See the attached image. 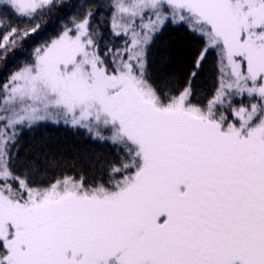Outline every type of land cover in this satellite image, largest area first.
<instances>
[{
	"label": "snow or ice",
	"instance_id": "obj_1",
	"mask_svg": "<svg viewBox=\"0 0 264 264\" xmlns=\"http://www.w3.org/2000/svg\"><path fill=\"white\" fill-rule=\"evenodd\" d=\"M62 7L0 0V60ZM76 7L0 80V264H264V0ZM47 124L116 155L23 154Z\"/></svg>",
	"mask_w": 264,
	"mask_h": 264
},
{
	"label": "trees",
	"instance_id": "obj_2",
	"mask_svg": "<svg viewBox=\"0 0 264 264\" xmlns=\"http://www.w3.org/2000/svg\"><path fill=\"white\" fill-rule=\"evenodd\" d=\"M84 2L85 0H62V4L67 7L54 10L45 18V21H42L41 29L27 37L20 47L9 54L7 61L0 60V80L6 79L9 73L28 62L33 49L53 37L63 24L70 20L71 15L69 14L74 15L79 11L78 7L73 10V6ZM94 2L103 4L106 0H94ZM106 15L107 9H101L98 19H102ZM186 40L187 37L182 31H166L161 37L162 43L158 44L153 53L154 58L159 60L165 55V46L176 47ZM19 135L23 154H28L34 148L47 146L53 153L64 158L66 163L77 164L78 167H102L106 161L113 159L116 155L114 146L109 142L93 140L86 133L76 132L62 124H47L33 129L23 128Z\"/></svg>",
	"mask_w": 264,
	"mask_h": 264
},
{
	"label": "rangeland",
	"instance_id": "obj_3",
	"mask_svg": "<svg viewBox=\"0 0 264 264\" xmlns=\"http://www.w3.org/2000/svg\"><path fill=\"white\" fill-rule=\"evenodd\" d=\"M105 143V142H104Z\"/></svg>",
	"mask_w": 264,
	"mask_h": 264
}]
</instances>
